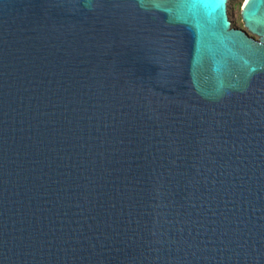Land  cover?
Returning a JSON list of instances; mask_svg holds the SVG:
<instances>
[{
    "label": "water",
    "instance_id": "obj_1",
    "mask_svg": "<svg viewBox=\"0 0 264 264\" xmlns=\"http://www.w3.org/2000/svg\"><path fill=\"white\" fill-rule=\"evenodd\" d=\"M0 0V264H264V0Z\"/></svg>",
    "mask_w": 264,
    "mask_h": 264
},
{
    "label": "rangeland",
    "instance_id": "obj_2",
    "mask_svg": "<svg viewBox=\"0 0 264 264\" xmlns=\"http://www.w3.org/2000/svg\"><path fill=\"white\" fill-rule=\"evenodd\" d=\"M245 0H228L227 2V14L231 21V25L242 27V21L240 19V8L244 4Z\"/></svg>",
    "mask_w": 264,
    "mask_h": 264
},
{
    "label": "flooded vegetation",
    "instance_id": "obj_3",
    "mask_svg": "<svg viewBox=\"0 0 264 264\" xmlns=\"http://www.w3.org/2000/svg\"><path fill=\"white\" fill-rule=\"evenodd\" d=\"M233 27H235V28H242L243 27V25H242V27H239V26H235V25H232Z\"/></svg>",
    "mask_w": 264,
    "mask_h": 264
},
{
    "label": "bare ground",
    "instance_id": "obj_4",
    "mask_svg": "<svg viewBox=\"0 0 264 264\" xmlns=\"http://www.w3.org/2000/svg\"><path fill=\"white\" fill-rule=\"evenodd\" d=\"M246 2V0L244 1V3Z\"/></svg>",
    "mask_w": 264,
    "mask_h": 264
}]
</instances>
